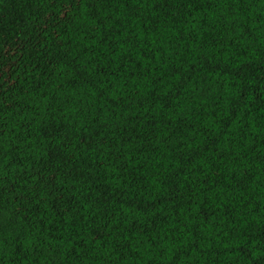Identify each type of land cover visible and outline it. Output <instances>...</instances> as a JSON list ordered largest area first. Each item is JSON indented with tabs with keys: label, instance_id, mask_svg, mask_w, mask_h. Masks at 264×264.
<instances>
[{
	"label": "trees",
	"instance_id": "16d2710c",
	"mask_svg": "<svg viewBox=\"0 0 264 264\" xmlns=\"http://www.w3.org/2000/svg\"><path fill=\"white\" fill-rule=\"evenodd\" d=\"M0 264H264V0H0Z\"/></svg>",
	"mask_w": 264,
	"mask_h": 264
}]
</instances>
